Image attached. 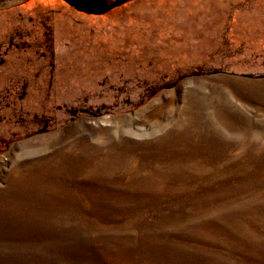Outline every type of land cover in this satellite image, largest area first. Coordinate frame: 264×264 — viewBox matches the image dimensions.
<instances>
[{
    "label": "rangeland",
    "instance_id": "374dc122",
    "mask_svg": "<svg viewBox=\"0 0 264 264\" xmlns=\"http://www.w3.org/2000/svg\"><path fill=\"white\" fill-rule=\"evenodd\" d=\"M0 264H264V0H0Z\"/></svg>",
    "mask_w": 264,
    "mask_h": 264
}]
</instances>
